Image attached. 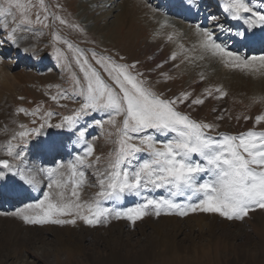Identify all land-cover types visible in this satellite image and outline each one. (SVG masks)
Wrapping results in <instances>:
<instances>
[{
    "label": "snow or ice",
    "instance_id": "snow-or-ice-1",
    "mask_svg": "<svg viewBox=\"0 0 264 264\" xmlns=\"http://www.w3.org/2000/svg\"><path fill=\"white\" fill-rule=\"evenodd\" d=\"M38 6L44 16L41 19L37 12L33 21L30 18L32 0H0V44L20 51L23 48L20 41L24 37L19 33L29 31L26 26L35 22L48 27L49 14L44 0H38ZM178 6L192 12L193 9L198 11L201 5L199 0H180ZM218 6L221 16L208 17L214 28L228 33L241 48L256 44L264 46V0H219ZM53 19L66 23L59 17ZM228 20H243L246 27L232 33V29L226 27ZM195 32L200 37L199 47L219 58L225 67L264 69V54L247 56L233 51L217 41L213 28L206 29L197 24ZM53 39L67 45L73 53V59L83 74V81L73 77L74 91L82 99L77 101L79 107L71 115H65L60 123L51 124L45 119L31 130L20 125L24 130L12 139L19 137L23 147L17 151V146L9 142L6 153L19 163L0 159V181L11 182L15 194L19 195L27 193L29 188L35 189L39 178L47 176L50 191H43L42 198L35 203L12 213L0 214L13 215L25 224L33 225L76 224L79 218L94 227L107 223L109 217L127 219L134 224L146 215L182 217L198 210L216 213L227 220H242L249 211L264 209V132L250 129L235 135L217 133L212 136L209 133L219 125L198 121L190 112L181 110V105L185 108L202 105L205 96L193 99L191 92L184 91L167 97L152 90L141 78L144 74L136 71L135 63L119 64L111 57H98L92 53L96 64L111 80L110 85L79 48L58 35L54 34ZM23 51L27 53L28 49L23 48ZM55 55L58 60L67 61L59 49H55ZM170 59H177V55L173 53ZM159 67L162 65H157ZM205 92L207 96L212 95L211 89ZM215 92L219 94L215 97L217 99L225 95L219 88ZM58 96L69 98L63 93H58ZM97 113H104L107 120L95 119ZM51 115L46 114L47 117ZM89 116L100 126L104 123L115 126L116 117L123 118L122 127L117 129L115 147L107 154L103 165L100 156L91 159L95 147L88 142L86 134L93 125L91 122L84 124ZM261 121H264V115L256 117L257 124ZM45 127L61 129L68 135L39 141V137L45 134ZM33 138L37 140L38 152L50 156L55 167L45 169L26 162L25 152ZM68 141L81 147L83 155H72L67 150ZM61 153L72 158L66 163H57L56 157ZM63 155L60 156L61 161ZM86 169H93L94 184L89 183ZM86 186L98 190L93 197L82 200ZM157 190H163L164 195L160 198L146 195ZM127 197H135L138 202L133 207L119 210L103 206L105 202L119 204ZM178 198L185 202H178ZM66 216L72 218L61 219Z\"/></svg>",
    "mask_w": 264,
    "mask_h": 264
},
{
    "label": "rangeland",
    "instance_id": "rangeland-1",
    "mask_svg": "<svg viewBox=\"0 0 264 264\" xmlns=\"http://www.w3.org/2000/svg\"><path fill=\"white\" fill-rule=\"evenodd\" d=\"M136 1L138 4L145 0ZM32 3L30 18L35 21V16L39 12L41 19H43L44 12L39 8L38 0H32ZM44 4L49 14V19L46 21L48 27H44L43 23L34 22L32 25L26 26L29 27V31L19 33V35L28 37L30 46L33 48L32 53L28 54L29 57L17 54V50L10 48L7 44H0V55L3 57L0 59V70L10 71L8 78L7 76L0 77V101L1 99L7 101V105L11 109H15L13 113L18 121L11 124L12 135H10L11 129H8V135L11 136L10 142L19 149L23 147L19 137L16 140H13L12 137L19 131L24 130L21 129L20 125H24L27 130H31L38 127L45 119L51 124L60 123L65 115H71L79 107L77 101L82 99L74 91L73 77L83 81V74L80 73L79 67L73 59V53L68 50L67 45L56 42L53 39L54 34L79 48L90 64L101 71L103 78L110 85L111 80L96 64L92 53H95L98 57H111L119 64L135 63L136 71L144 74L141 78L148 82L152 90L163 93L167 97L177 96L184 91L191 92L193 99L197 96H205L206 99L202 105H193L192 108H185L181 105V110L190 112L192 118L198 121L219 125L214 132L209 133L212 136H216L217 133L235 135L247 132L250 129L264 132V121L259 124L256 123V117L264 115V69L248 70L225 67L219 58L210 57L206 53V55L199 58L177 55L175 61L170 59L169 52L160 49L165 44L158 42L156 43L158 45H156L154 41H148L152 33L145 27L146 19L149 18L147 11L151 9L152 4H155V0L146 3L145 8L148 10L143 8V15L142 13L137 14V8L133 13H130L131 3H129L127 11L123 12L126 18L123 17V21L116 26L113 24L116 21V13L120 14V8L123 5L126 6L125 0H98L97 3H92L89 0H44ZM89 5L94 7H89ZM116 9L118 11H115ZM208 11H210L209 8L205 7L204 12L207 13ZM53 17L62 18L66 23L61 24L59 20L53 19ZM17 19H19L18 15ZM9 22L11 23V20ZM89 23L91 26H89ZM34 46H38V48ZM55 49H59L67 57V61L58 60ZM160 51L163 53L162 55ZM35 52L43 54L41 60H39L41 55ZM239 52L242 55H247L246 52L243 53V50H239ZM258 52L247 56L264 54ZM15 58H17L18 63L14 61L17 64L10 66ZM36 62L37 66L34 64ZM175 63H178L179 66L175 67ZM194 63L197 64L196 67H194ZM157 65H162V67L157 68ZM219 67L222 70H218ZM14 80L18 82L15 84ZM216 88L225 93L222 99L215 98L219 95L215 92ZM206 89L212 90L211 96H207ZM58 93H63L69 98H61ZM52 97H57V99L53 100ZM5 107L2 106V108ZM20 109L24 111H20ZM31 113H35V115ZM47 113H52L51 117H47ZM218 117H223V119H218ZM245 117L248 119H245ZM95 119L107 120V116L104 113H97ZM122 119V117H116L115 126L108 123L100 126L95 124L91 116L85 118V125L88 122L93 125L90 127L91 131L86 134L88 142L95 147L91 159L100 156L101 165L106 163L107 154L115 147L114 141L117 139V129L122 127ZM33 121H36V123L33 124ZM3 122L5 123L4 128L10 126L8 120ZM46 129L48 128L45 127ZM110 133L111 135H109ZM9 137L7 140H9ZM55 137L54 135L48 136L46 141H49L48 138L52 140ZM34 140L36 139L33 138L31 141ZM5 144H9V142L7 141ZM80 148L72 145L71 151L75 152ZM0 159H7L9 162L15 161L7 155L1 156ZM31 160L29 159L28 162ZM43 164L44 162H39L40 167ZM85 171L89 183L94 184L96 178L93 175V169H86ZM45 187L48 189L47 183ZM97 190V188L86 186L81 199L86 200L93 197ZM157 192L147 193L146 195L156 198L164 195L163 190H157ZM178 202L185 201L178 198ZM110 203L105 202L104 206H111L110 208L113 210L129 207L127 201L123 204L124 206L122 205L123 202H120L119 207H116L114 203H111L112 205ZM160 217H173L179 224L180 229L190 235V241L181 235L178 238H173L174 241L180 242V244L174 246L173 242L163 240L156 242L152 248L148 246L147 249L144 246L132 248V246L126 244L124 247L127 251L126 256L117 258L124 262L120 264H264V209L261 208L249 211L248 215L242 220H227L216 213H205L199 210L182 217L163 214L159 217L146 215L134 224L127 219L109 217L107 223H105L106 225L97 224L94 227L86 225L77 218L76 225L80 226L79 228L77 226L73 227V224L62 226H68L76 230L78 228L77 231L84 229L90 231L91 234L83 239L82 245L85 249H79L77 241H73L72 245L76 248V251L72 250L71 261L69 262L64 257L63 252H59L55 256L57 258L56 264H65V262L67 264L83 263V260L91 253L90 247L94 243L97 242L98 246L104 247L103 240L106 238L107 233L112 231L114 224L117 223L124 224L122 231L129 235L131 244L136 243L137 238H140V241L144 242L140 244L146 245L148 242L145 243V238H147L146 235L149 232V225H152L149 223L157 222ZM71 218L61 217V219ZM45 225L48 224L41 226ZM210 225H213V229H209ZM28 226H33V224H28ZM113 230L117 231L114 228ZM143 230L144 233H142ZM48 231H45L48 239L42 247L45 249L50 248L53 251L55 246L56 248H59V246L57 241L52 238L54 234L51 232L54 231ZM5 232L6 234L0 235L1 263L7 264L11 262L12 258L23 257L29 264H54L51 263V258L48 256L41 258L34 251L38 246L22 249L25 244L29 243L28 240L26 241L28 239L27 234L25 238L21 236L22 240L18 241L17 251H8V247L4 248L8 240V233ZM20 243L23 245H20ZM19 249L20 252H18ZM142 251H148L150 253L149 257L139 258L136 254ZM106 256L109 255L106 254ZM105 259L106 257H103L100 264H110L108 261L105 263ZM110 259L112 260V256ZM78 260L82 262L80 263ZM89 264H97V262L91 261Z\"/></svg>",
    "mask_w": 264,
    "mask_h": 264
},
{
    "label": "bare ground",
    "instance_id": "bare-ground-1",
    "mask_svg": "<svg viewBox=\"0 0 264 264\" xmlns=\"http://www.w3.org/2000/svg\"><path fill=\"white\" fill-rule=\"evenodd\" d=\"M89 1H91L92 3L93 2L97 3L98 0H89ZM125 1H126V6L124 7V5H123V7L120 8V14L118 12L116 13V21L113 23L115 26L120 24V22L123 21V17L126 18L125 14H123V12L127 11L129 3H131L130 13H133L137 8V14L140 15L143 12V8H145V6H146V3L149 2L150 0L141 1L138 4H137L136 0H125ZM179 2H180V0H155V4H152L153 6L151 5V9L149 11H147L148 12L147 15L149 18L146 19V23H145V25H146L145 27L148 28L149 29L148 31H150L152 33L151 34L152 36L150 37V39L148 41H154L155 44L158 42L165 44V46L163 45L164 47H162L160 49L167 50L170 54V57L173 55V53H175L176 55L192 56V57H197V58L204 56L206 54H209L208 56L211 57L210 53L203 51L199 47L200 37L195 32V25H197V24L201 25L203 28H206V29L207 28H213V31L215 32V37H216L217 41L222 43V44H225L227 47L231 48L233 51H239L240 49H244V50H246L247 55L254 53L255 49L257 47L259 48V52H261V50L264 51V46H261L260 44H256L252 47L241 48L238 44H236L234 42V40L232 38H230L228 33L221 32L218 27H216V28L213 27V22L210 21L208 19V17H209V15H216V14H217L216 16H221V9L218 6L219 0H199L200 5H201L199 10L197 11L196 9H193L192 12H187L183 8L179 7L178 6ZM89 7H94V6L89 5ZM205 7H208L210 11H208L207 13L204 12ZM145 9L148 10L147 8H145ZM115 11H118V9H116ZM144 13H146V12H144ZM142 15H143V13H142ZM134 21L136 22L137 20H134ZM241 21H242V25L238 26L235 23V21L228 20L226 27H230L232 29V33H235L237 31H243L244 28L246 27V25L244 24L243 20H241ZM221 23H224L223 19H221ZM162 25H164V26L162 27ZM89 26H91L90 23H89ZM96 31H97V29H96ZM257 31H259V30H257ZM23 37H24V39L21 40L20 43L23 45V48L28 49V52L25 53L23 51V48H22L20 50L21 53L19 51H17V54L23 55L25 57L26 56L29 57L30 55H28V54L32 53L33 48H32V46H30L28 37H26L24 35H23ZM169 37H171V39H169ZM156 45H158V44H156ZM34 47L38 48V46H34ZM158 51H159V49H158ZM35 53L38 55H41L39 57V60H41L43 54H39L37 52H35ZM243 53H245V52H243ZM160 54L162 55L163 53L160 51ZM16 59L17 58H15V60H13V62L10 64V66H13V65L18 63ZM27 59H30V58H27ZM14 61H16L17 63H14ZM37 62L34 63L36 66H37ZM1 64H2V62H1ZM178 66H179V64L175 63V67H178ZM196 66H197V64L194 63V67H196ZM220 69L222 70L221 67H219L218 70H220ZM9 73H10L9 70H4V69L0 70V77L7 76V78H8ZM17 82L18 81L14 80L15 84ZM0 105H1L0 106V157H1V156L6 155V153H7V145L8 144H5V143H7V141L10 142L11 136L9 137V135H8V132H9L8 129H11V124H15V122L18 121V118L14 117L13 110H15V109H11V107L9 105H7V101H5V100L2 101V99H1ZM2 106H6V107L2 108ZM5 120H8L10 122V126H8L7 128H4L5 123L3 121H5ZM43 131L45 134L39 137V141H46V138L48 136L51 137L52 135H54L56 137L60 136V135H65V136L68 135V133L64 132L63 130L55 129V128H51V129L48 128L46 130L44 129ZM90 131H91V129L89 127L87 129V133ZM11 132H12V129L10 131V135H12ZM8 137H9V140H7ZM48 139L50 141V138H48ZM73 139H75V137H73ZM34 141H31V143H30L31 145L29 147V150L25 152V156L27 158L26 162L29 165L36 164L38 162V160L43 157L42 160H45V161H44V165L41 166V168L47 169V168L55 167L56 164L50 162L52 158L48 157V155H46V154H41L38 152L37 140H34ZM72 145H73L72 141H68L67 142V147H68L67 150L71 151ZM75 147H79V146H75ZM16 150L19 151V148L17 147ZM71 153H72V155H75L76 153H79L80 155H82L81 150H76L75 152L71 151ZM61 155H63V154L62 153L59 154L57 163H59V162L66 163V162H68V160H70L72 158L71 156L63 155V161H60ZM36 157L38 160H34V158H36ZM29 159H32V160L30 162H28ZM33 161H35V162H33ZM31 162H33V163H31ZM10 163L18 164L19 161H14V162H10ZM36 165L39 166V162ZM48 182L49 181H48L47 176H43V178L41 176L39 178V182H38L35 189L29 188L27 193L18 195V194H15L14 185L11 182L0 181V185H2V186H0V204H2L4 202H6V204H7L6 210L0 209V213H12V212H15L17 209L26 206L29 203H35L36 201H38L39 199L42 198L43 191H50V189L48 190L45 187L46 183L48 184ZM150 197H152V196H150ZM125 201H127L129 207L135 206V204L138 202L137 198H135V197H127V198H125V200L121 201V202H123L122 205L125 203ZM180 203H184V202H180ZM119 205L120 204H116V207H119ZM114 209H115V207H114ZM149 224H152V225H149V229H148L149 232H147L148 233L146 235L147 238H145L146 239L145 243L148 242V244H146V245L140 244V243H144V242L140 241V238H137L136 243L132 242L134 244H131V242H129V239H130L129 235L122 231L124 229L123 228L124 224L117 223V224H114V227H113L114 229H117V231H114L112 228V231L107 233L106 238L103 240V243H104L103 248L98 246L97 242L94 243L90 247L91 253L88 254V257H86L83 260V263H81L82 261L81 262L79 260L78 261L81 264H89L91 261H95V262H97V264H100V263H102L100 261H102L103 257H106V259L104 261L105 263H107V261H108V263H110V264H120V263H124V262H122V260L121 261L118 260L117 258L122 257V256L123 257L126 256L127 251H126V248H124L126 246V244H129L130 247L132 246V248H135L136 246L139 248L144 246L147 249L148 246H151V248H152V246H154V244L156 242L163 240V241L173 242V246H174V245L180 244V242L174 241L173 238H178L181 235H183L186 240L190 241V235L184 233L183 230L180 229L179 224L177 223V221L174 220L173 217H160V219L157 222H153V223L151 222ZM29 225H31V224H29ZM104 225H106V224L104 223ZM40 226H41L40 224H37L35 226L34 225L28 226V224H25L24 221L19 217H16L13 215H7V214H0V235L6 234L5 231H7V233H8V240L6 238L8 244L6 242L4 248L8 247L7 248L8 251H11V250L17 251L16 247H18V241H20V239L22 240L21 236H23V238H25L28 235V237H27L28 239H26V241L28 240L29 243L25 244L24 248H22V249H26V248L29 249V247H31V246H38L36 249H34V251L37 252V254H39V256H41V258H46L48 256L49 258H51V263H54V264H56V259H57L55 257L56 254L59 252H63L65 254L64 257H66L68 259V261L70 262L72 250L76 251V248L72 245L73 241L76 240L77 244H79V249L84 250L85 247L82 245L83 239L91 234L90 231L85 230V229L77 231L80 226H78L76 224H73V227L77 226L78 227L77 230L75 228L71 229L68 226L64 227L62 225L57 227L55 224L54 225L48 224V225H45L43 227L42 226L40 227ZM110 228H111V226H110ZM13 229H15V230H13ZM209 229H213V225H210ZM47 230L54 231V232H51L54 234L52 236V238L57 241L58 246H59V248H56V246H55V250H53V251H51L50 248L45 249L44 247H42L48 239V237L45 234V231H47ZM142 233H144V230L142 231ZM100 239L102 240L103 238H100ZM20 245H23V244L20 243ZM150 250H152V249H150ZM148 251H142L141 253L136 254V255L141 259H145V258L149 257L150 253ZM18 252H20V249ZM106 254H108L109 256H106ZM100 256H102V257H100ZM111 256H112V260L110 259ZM138 257H134V258H138ZM10 261L11 262H9L7 264H29V262L26 259H24L23 257L22 258L17 257L15 259L12 258ZM0 264H3V263L0 262ZM65 264H67V262H65Z\"/></svg>",
    "mask_w": 264,
    "mask_h": 264
}]
</instances>
